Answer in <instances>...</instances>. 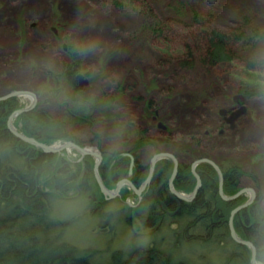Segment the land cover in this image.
<instances>
[{
  "label": "rangeland",
  "instance_id": "1",
  "mask_svg": "<svg viewBox=\"0 0 264 264\" xmlns=\"http://www.w3.org/2000/svg\"><path fill=\"white\" fill-rule=\"evenodd\" d=\"M144 2L149 9L140 4L137 10L121 9L111 0H0V96L13 90L34 91L43 108L62 117L66 110L63 102L41 93L40 88L49 83L50 72L61 69L67 47L73 44L85 59L83 73L90 81L85 87L89 95L102 98L123 88L112 102L104 98L90 113L92 124H73L71 130L85 146L102 153L121 152L134 148L139 138L151 137L158 140L159 148L141 147L138 155L142 163L150 164L155 153L175 151L184 162L193 163L200 157L215 162L234 160L247 172L242 188L257 191V176L264 192V100L248 98V111L232 130L220 114L221 108H231L242 83L248 80L246 60L236 59L208 70L200 64L183 67L174 60L183 56L191 43V8L212 27L229 34L243 25L246 17L253 28L264 30V0ZM243 49L245 58L252 54L260 57L264 41ZM251 73L260 74L264 81L260 69ZM19 101L25 106L31 102L25 96ZM150 101L152 111L147 107ZM156 113L167 132L152 120ZM220 129L226 133L221 135ZM160 137L170 141L161 142ZM178 145H186V149L180 150ZM68 154L81 156L73 149ZM118 199L105 202L100 198L92 203L76 193L53 197L51 217L70 222L65 239L92 249L93 264H110L117 251L127 258L133 248L151 245L165 249L174 260L191 264L226 262L232 244L188 242L186 234L174 232L183 230L178 220L168 218L158 230L145 227L133 215V191L122 201Z\"/></svg>",
  "mask_w": 264,
  "mask_h": 264
},
{
  "label": "trees",
  "instance_id": "2",
  "mask_svg": "<svg viewBox=\"0 0 264 264\" xmlns=\"http://www.w3.org/2000/svg\"><path fill=\"white\" fill-rule=\"evenodd\" d=\"M111 1L121 9L137 10L140 8L139 4L142 9H149L144 0ZM191 12V24L188 26L191 28V43L183 56L174 57L175 62L187 68L200 64L208 70L236 59L246 60L245 74L248 80L242 83L240 92L248 98L260 97L264 100V81L259 79L260 74L255 76L251 73L257 69L264 73V50L260 57L252 54L245 58L243 53L244 45L253 48L257 42L264 41V30L253 28L250 19L246 17L243 25L226 34L204 21L195 8H191ZM247 27L252 28L249 30ZM66 55L61 69L50 72L49 83L40 88L41 93L63 102L66 107L64 115L54 116L38 102L34 109L18 115L14 124L26 135L49 145L72 140L85 146L83 140L71 130L73 124H92L90 113L101 106L100 102L104 98L112 102L123 92V88L119 87L114 93L102 98L89 95L85 88L80 87L77 77L85 70L83 54L75 45L70 44ZM24 106L19 97L0 101V264H93L94 251L65 239V231L70 222L52 218L51 205L53 197L73 193L86 196L92 203L100 198L105 201L95 176V157L87 155L73 158L67 151L44 152L40 147L16 137L8 128V119L15 110ZM147 107L152 111L151 101ZM157 144L158 140L154 138H139L132 149L105 153L99 169L105 185L114 189L119 180L131 177L136 186H140L147 178L150 166L149 163L138 160V150L144 145L158 149ZM178 148L184 150L186 145H178ZM123 152H131L136 157L131 176V158L123 155ZM173 153L178 155L176 151ZM178 159L180 166L174 186L179 191L190 193L197 184L192 172V162H184L180 157ZM218 164L224 173V192L230 196L236 194L243 187L242 179L247 175L243 165L234 160ZM173 169L174 162L169 158L157 162L152 181L143 193L140 205L133 208V215L139 223L145 227H157L158 230L167 218L175 222L178 220L183 230L174 232L176 235L186 234L188 242L223 246L226 243L232 244L233 248L228 252L224 264H251L252 250L233 240L229 226L232 210L245 203L248 195L243 194L235 200L225 201L219 193L217 170L212 164L203 162L196 168L201 176L202 186L195 199L191 202L183 201L179 212L171 216L161 208L155 190L163 185L158 190V197L165 201L170 211L176 209L170 204L164 190L169 185ZM53 189L64 195L52 193ZM131 192V189L124 188L119 197L121 201ZM260 199L261 197L237 213L234 225L243 239L255 244L257 260L264 263V229H261L264 223V201ZM127 207L131 208L128 204ZM129 216L127 214V221ZM113 258L115 261L110 264H191L184 260H174L168 251L158 245L135 247L127 258L123 257L121 251H117ZM202 264L214 263L206 261Z\"/></svg>",
  "mask_w": 264,
  "mask_h": 264
},
{
  "label": "water",
  "instance_id": "3",
  "mask_svg": "<svg viewBox=\"0 0 264 264\" xmlns=\"http://www.w3.org/2000/svg\"><path fill=\"white\" fill-rule=\"evenodd\" d=\"M78 80H79V85L81 88H85L86 86L89 85L90 81L87 78L86 73H79L78 74ZM21 96H25L30 98L31 102L29 103V105L20 108L18 110H15L9 117L8 119V128L9 130L18 138L24 140L27 143H30L32 145H35L37 147H40L44 152H60L62 153L64 150H67L68 152L71 149H75L77 152H79L81 154V158L87 156V155H92L96 158L95 161V166H94V171H95V176L96 179L99 183V186L101 188L102 193L105 195L106 199L109 198H113L115 197L122 189V187L125 184H129L131 186V188L133 189V191L137 194H141L142 191L146 188V186L151 182V179L153 177V174L155 172V168H156V164L157 162L162 159V158H171L174 161V170H173V174L169 180V190H168V196H170L171 198L175 199L177 202V208L173 211H170L167 207V205L165 204V202L163 200H161L158 195H157V191H156V199L158 201V203L160 204V206L162 207V209L167 212L169 215L174 216L176 215L180 208H181V200H185V201H192L197 193L198 190L200 189V187L202 186V179L201 176L198 174L196 168L197 166L202 163V162H208L211 163L215 169L217 170L218 174H219V192L221 197L226 200V201H232L237 199L239 196L246 194V193H250V198L243 204L239 205L238 207H236L235 209L232 210L231 215H230V219H229V226H230V233H231V237L233 238L234 241H236L237 243L241 244V245H246L248 246L251 250H252V256H251V264H261L258 262L257 260V248L255 246V244L252 241H249L247 239H243L238 232L235 229V225H234V217L237 213H239L241 210L247 208L250 204H252L255 196H256V192L253 188L248 187V188H241L236 194L234 195H227L224 192V187H223V183H224V174L223 171L221 169V167L212 159L209 158H201L196 160L193 164H192V172L195 175L196 179H197V184L196 187L194 189V191L192 193H184L181 191H178L175 187H174V180L178 174L179 171V161L176 158V156L172 153L169 152H158L155 153L150 161V171H149V175L147 177V179L144 181L143 185L141 188H137L134 183L128 179V178H124L122 180H120L117 184V188L112 190L109 189L104 181L103 178L100 175L99 172V167L101 162L103 161V153L97 149V148H91V147H87V146H81L79 144H77L76 142L72 141V140H67L64 141L60 144H46L43 142L38 141L36 138L34 137H30L28 135H26L25 133H23L22 131H20L15 125H14V119L20 115L23 112H27L30 111L32 109H34L37 104H38V95L36 92L31 91V90H13L5 95L0 96V101H4L7 100L9 98H13V97H21ZM235 100L238 103V106L234 109H229V108H221L220 109V114H222V116L224 117V120L226 123L230 124L231 127L235 126L236 121L247 112V106L245 105V102L248 100V97L244 94V93H238L237 95H235ZM163 123L160 122V125H162ZM125 155L129 156L131 158V163H130V170H129V174L131 175L133 173V167L135 164V158L132 154L130 153H125ZM78 186V184H77ZM43 190V189H42ZM43 192H47V190H43ZM52 193H57L59 195H63L62 192L53 189L51 191ZM80 193V191H79ZM262 228H264V224L262 225Z\"/></svg>",
  "mask_w": 264,
  "mask_h": 264
},
{
  "label": "flooded vegetation",
  "instance_id": "4",
  "mask_svg": "<svg viewBox=\"0 0 264 264\" xmlns=\"http://www.w3.org/2000/svg\"><path fill=\"white\" fill-rule=\"evenodd\" d=\"M65 47H67V46H65ZM66 51H68V47H67V50ZM246 103H248V100H247V102ZM238 106V103H237V101L234 99L233 100V105L231 106V108H229V109H234V108H236ZM248 111V110H247ZM223 119H224V117H223ZM152 120L155 122V123H157V126L160 128V130H162L163 132H167L168 131V127L163 123L162 125H160V122H161V120H160V118L158 117V114L156 113L155 115H153V118H152ZM227 125V124H226ZM227 127V126H226ZM236 127V125L233 127V128H230L231 130L232 129H234ZM219 133L221 134V135H224L225 133H226V130H219ZM149 138H151V137H149ZM159 141H161V142H169L170 141V139H168V138H165V137H160L159 138ZM160 142V143H161ZM136 145V142H135V144H134V146ZM145 146V145H144ZM149 146V145H148ZM143 147V146H142ZM139 149H141V148H139ZM125 150H128V149H125ZM125 150H123V151H125ZM154 150H156V148L154 147ZM125 153H130V154H132L133 156H134V158H135V164H136V157H135V155L133 154V153H131V152H123V155H125ZM104 154L105 153H103V160H104ZM127 156V155H126ZM177 159H178V157H176ZM202 158V157H201ZM201 158H199V159H201ZM203 158H205V157H203ZM163 159V158H162ZM169 159H171V158H169ZM95 160H96V158H95ZM138 160H140V157H139V155H138ZM161 160V159H160ZM172 160V159H171ZM198 160V159H197ZM173 161V160H172ZM178 161H179V159H178ZM196 161V160H195ZM194 161V162H195ZM214 161V160H213ZM103 162V161H102ZM102 162H101V164H102ZM174 162V161H173ZM193 162V163H194ZM218 162H221V161H218ZM218 162H216L217 164H218ZM131 163V162H130ZM192 163V164H193ZM203 163V162H202ZM208 163V162H207ZM101 164H100V166H101ZM135 164H134V166H135ZM201 164V163H200ZM211 164V163H210ZM219 165V164H218ZM149 166H150V164H149ZM179 166H180V161H179ZM220 166V165H219ZM99 169H100V167H99ZM133 169H134V167H133ZM222 169V168H221ZM129 170H130V168H129ZM174 170V169H173ZM149 171H150V168H149ZM223 171V170H222ZM179 172V171H178ZM133 174V173H132ZM131 174V175H132ZM173 174V173H172ZM199 174V173H198ZM224 174V173H223ZM130 174H129V176H131ZM149 175V174H148ZM154 175V174H153ZM219 175V174H218ZM172 176V175H171ZM148 177V176H147ZM177 177V176H176ZM126 178H128V179H130L131 180V177H126ZM171 178V177H170ZM255 178H256V187L258 188V192L253 188V187H251V188H253L254 190H255V192H256V196H255V198H254V200H253V202L252 203H254L259 197H261V199L260 200H262V201H264V194H262L261 192H263L262 190H261V187H260V185H259V180H258V178H257V176H255ZM124 179V178H123ZM147 179V178H146ZM145 179V180H146ZM176 179V178H175ZM122 180V179H121ZM144 180V181H145ZM170 180V179H169ZM120 181V180H119ZM118 181V182H119ZM132 181V180H131ZM144 181L140 184V186H136V184L134 183V185L137 187V188H141L142 187V185H143V183H144ZM151 181H152V179H151ZM175 181V180H174ZM118 182H117V184H118ZM151 183V182H150ZM150 183L146 186V188L142 191V193L141 194H137V193H135L134 191H133V189L131 188V186L129 185V184H125L123 187H122V189H121V191L116 195L117 197H120L121 196V192H122V190L124 189V188H127V187H129V189H132V191H133V194L135 195V197H136V201H135V204L134 205H132V206H134V207H136V206H138V205H140V203H141V200H142V195H143V193L147 190V188L149 187V185H150ZM223 185H224V183H223ZM175 187V186H174ZM117 188V185H116V187L114 188V189H116ZM161 188H163V185H161V186H159L156 190H155V196H156V191H157V195H158V190H161ZM201 188V187H200ZM110 189V188H109ZM114 189H112V190H114ZM164 190H165V192H166V195H167V197H168V200H170V204L173 206V207H175V208H177V202H176V200L175 199H173V198H171L170 196H168V190H169V185H168V187H164ZM179 191V190H178ZM194 191V190H193ZM192 191V192H193ZM181 192H183V191H181ZM192 192H190V193H192ZM184 193H186V192H184ZM220 193V192H219ZM264 193V192H263ZM187 194H189V193H187ZM247 195H248V199L250 198V193H246ZM105 196V195H104ZM115 196V197H116ZM106 199V198H105ZM195 199V198H194ZM193 199V200H194ZM247 199V200H248ZM162 200V199H161ZM192 200V201H193ZM164 201V200H163ZM183 201H185V200H181V206H182V202ZM226 201V200H225ZM165 202V201H164ZM186 202H191V201H186ZM166 204V203H165ZM251 205V204H250ZM249 205V206H250ZM132 206H130V207H132ZM133 207V208H134ZM168 207V206H167ZM238 207V206H237ZM162 208V207H161ZM169 209V208H168ZM165 212V211H164ZM167 213V212H166ZM264 224V223H263ZM261 229H264V228H262V226H261Z\"/></svg>",
  "mask_w": 264,
  "mask_h": 264
},
{
  "label": "bare ground",
  "instance_id": "5",
  "mask_svg": "<svg viewBox=\"0 0 264 264\" xmlns=\"http://www.w3.org/2000/svg\"><path fill=\"white\" fill-rule=\"evenodd\" d=\"M80 186V185H79ZM80 189V188H79ZM81 190V189H80ZM82 191V190H81Z\"/></svg>",
  "mask_w": 264,
  "mask_h": 264
}]
</instances>
